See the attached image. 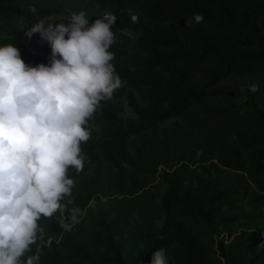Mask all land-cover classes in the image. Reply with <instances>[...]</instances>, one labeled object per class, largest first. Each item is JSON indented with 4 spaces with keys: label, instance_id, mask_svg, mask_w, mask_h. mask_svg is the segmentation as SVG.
<instances>
[{
    "label": "trees",
    "instance_id": "obj_1",
    "mask_svg": "<svg viewBox=\"0 0 264 264\" xmlns=\"http://www.w3.org/2000/svg\"><path fill=\"white\" fill-rule=\"evenodd\" d=\"M93 1L99 7L90 10L57 0L54 4H39L40 0H0V45H16L22 59L31 66L47 65L51 54L50 46L39 34L31 39L26 36L39 20L47 17L48 23L67 21L73 12L79 11L86 13L90 23L105 13L117 17L112 29L116 38L110 48L115 56L112 63L127 86L146 90L147 105L140 106L131 92L126 91L127 103L137 118L121 117L122 87L116 90L112 100L101 102L94 114L102 122L101 132L81 144L82 154L87 159L82 171L74 168L68 171L69 178L74 181L92 169L98 156L118 171L120 163L124 162L136 171L152 172L130 156L127 140L146 127L155 131L159 123L185 115L191 108L202 105L206 97L220 102L225 100L229 106H210L203 110L235 113L230 107L235 106L232 97L238 93L222 85L230 76L259 72L263 74L260 83L264 90V0ZM31 8L36 11H30ZM128 9L139 17L137 23L132 22ZM194 13L202 14L204 21L199 24L192 21L187 26V20L191 21ZM125 31L138 32L132 42L137 52L127 53L130 36L124 34ZM195 73H201V77L194 78ZM249 89L250 86L245 93ZM253 95L245 98L242 117L236 116L239 127L221 126L217 131V141L225 148L219 149L218 164L210 163L209 166L212 169L221 166L236 173L231 183L219 184L215 176L206 178L183 162V158L169 170H161L165 189L157 208L150 207L144 215L140 212V247L128 262L115 244V230L101 218L102 233L95 239L102 242L103 255H89L78 240L67 235L74 228L66 231L58 223L59 219H53L52 228H44L43 239H38L26 256L39 251V264H64L72 258L96 264H151L153 253L164 248L169 264H209L207 246L200 243L194 229L176 214L198 216L209 225L215 222L228 225L240 216L224 214L223 208H235L239 198L248 197L247 202L261 203L264 208V108L257 105ZM129 179L135 181L134 175H129ZM96 192V179L92 176L83 203ZM156 220L161 221L158 227L154 226ZM53 228L63 229V236L58 240H55ZM249 240L250 235L244 231L228 244L219 238L216 249L224 264H243L236 259L239 249Z\"/></svg>",
    "mask_w": 264,
    "mask_h": 264
},
{
    "label": "clouds",
    "instance_id": "obj_2",
    "mask_svg": "<svg viewBox=\"0 0 264 264\" xmlns=\"http://www.w3.org/2000/svg\"><path fill=\"white\" fill-rule=\"evenodd\" d=\"M128 14L139 21L131 9ZM48 19L26 33L29 39L39 34L50 46L47 65L26 64L16 45H0V264H39V251L26 254L44 237L42 218L59 214L66 231L79 223L78 208L64 215L69 211L62 201L75 186L68 171L83 170L81 144L91 138L89 121L122 86L110 51L114 14L91 23L84 11L67 21ZM192 21L199 24L204 17L194 13L187 26ZM249 90L255 93L259 85ZM151 264H169L164 248L153 253Z\"/></svg>",
    "mask_w": 264,
    "mask_h": 264
},
{
    "label": "rangeland",
    "instance_id": "obj_3",
    "mask_svg": "<svg viewBox=\"0 0 264 264\" xmlns=\"http://www.w3.org/2000/svg\"><path fill=\"white\" fill-rule=\"evenodd\" d=\"M61 3H76L84 9H97L99 6L93 0H57ZM54 4L55 0L42 1L39 4ZM103 12H106L105 10ZM138 32L134 31L130 36V43L127 45V53L137 52L132 42ZM201 73H195L194 78L199 79ZM263 74L259 72L244 73L241 76H230L223 80L224 89H231L238 93L232 97L235 103V113H217L203 110L210 106H229L227 101L216 100L206 97L204 103L191 108L185 115L177 118H169L157 125L155 131L146 127L137 136L127 140V150L130 156L139 164H143L153 170L152 172H141L134 170L129 164L121 162L120 171L111 163L98 156L92 169L82 174L75 180L72 194L65 197L62 203L67 205L69 212L65 217L70 216L73 208L80 210L78 214L79 223L73 226V231L67 234L71 239L78 240L91 256L103 255L104 246L102 242L95 239L101 235L102 226L99 218L107 224L110 229L115 230V244L122 252L125 262L139 249L138 236L141 232L140 212L147 213L150 207H158L160 196L165 189V184L160 178L161 170H169L173 165L183 162L194 167L198 173L206 178L215 176L219 184L231 183L236 173L219 166L212 169L209 164H218L217 157L220 154L217 131L221 126L239 127L236 116L241 118L242 112L246 109L244 100L252 92L245 93L246 88L252 84L259 85V91L255 92L253 98L257 105L264 108V90L260 83ZM122 96L119 99L122 111L119 115L123 118L136 119L137 116L128 105L125 92H131L135 101L140 106L147 105L144 88L133 89L122 82ZM222 99H224L222 97ZM238 114V115H237ZM91 138L97 137L102 129V122L95 116L89 121ZM164 145L166 147L164 148ZM154 162L158 164L155 166ZM70 168L69 170H71ZM133 174L135 181L129 179ZM96 179L97 192L87 202L83 203L85 192L90 177ZM143 184V187H140ZM123 192V193H122ZM248 197L239 198L235 208H223L224 214L237 213L240 217L228 225L214 223L207 224L198 216L182 217L176 214L177 218L185 224L190 225L197 234L201 244L209 250V264H224L216 249V241L220 238L223 243L228 244L233 237L244 231L250 235L247 244L239 249L236 261L243 264H263L264 262V208L261 203H249ZM137 204V207H136ZM145 211V212H144ZM246 214V215H242ZM256 217L248 218L247 216ZM53 219H59V214L51 219L42 218L41 227H50ZM67 222V221H66ZM161 221L156 220L154 226L158 227ZM55 240L63 236V229L53 228ZM256 254L257 256H254ZM64 264H96L94 261L80 262L74 258L67 260Z\"/></svg>",
    "mask_w": 264,
    "mask_h": 264
}]
</instances>
